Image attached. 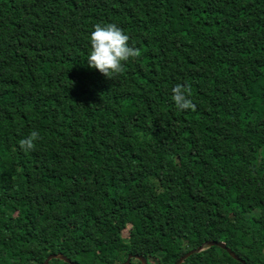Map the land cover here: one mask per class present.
<instances>
[{
    "label": "trees",
    "instance_id": "1",
    "mask_svg": "<svg viewBox=\"0 0 264 264\" xmlns=\"http://www.w3.org/2000/svg\"><path fill=\"white\" fill-rule=\"evenodd\" d=\"M97 23L141 52L113 80ZM209 239L264 264V0H0V264H173Z\"/></svg>",
    "mask_w": 264,
    "mask_h": 264
},
{
    "label": "clouds",
    "instance_id": "2",
    "mask_svg": "<svg viewBox=\"0 0 264 264\" xmlns=\"http://www.w3.org/2000/svg\"><path fill=\"white\" fill-rule=\"evenodd\" d=\"M130 36L115 23H97L90 35V53L87 61L90 67L100 71L106 78L113 80L125 71V62L139 58L138 48L130 46ZM172 99L179 110H195L190 87L177 84L172 89ZM40 138L39 132L33 130L26 138L19 141L25 152L34 150L35 142Z\"/></svg>",
    "mask_w": 264,
    "mask_h": 264
},
{
    "label": "water",
    "instance_id": "3",
    "mask_svg": "<svg viewBox=\"0 0 264 264\" xmlns=\"http://www.w3.org/2000/svg\"><path fill=\"white\" fill-rule=\"evenodd\" d=\"M211 246H218L220 247L221 249H224L226 250L229 255L236 259V260H239L241 261L243 264H248L245 260H243L242 258H239V256L234 252L232 251L224 241H216V240H205L204 242L200 243L199 245L185 251L181 256H179L175 262L173 264H181L183 262V260L185 258H187L190 254L194 253V252H199L201 250H203L204 248H209ZM62 258L66 261H69L71 262L72 264H80L79 262L77 261H73L70 259V257H68L66 254H64L63 252H52L50 253L49 255H47L45 257V259L43 260L42 264H48L49 260L51 258ZM131 258H135L137 260H139L142 264H149L147 263V260L145 257H143L142 255H132V254H129L127 259L125 260V262L123 264H130V261H131Z\"/></svg>",
    "mask_w": 264,
    "mask_h": 264
},
{
    "label": "rangeland",
    "instance_id": "4",
    "mask_svg": "<svg viewBox=\"0 0 264 264\" xmlns=\"http://www.w3.org/2000/svg\"><path fill=\"white\" fill-rule=\"evenodd\" d=\"M121 236H122L124 239H127V237H128L127 229H124V230L121 232Z\"/></svg>",
    "mask_w": 264,
    "mask_h": 264
}]
</instances>
